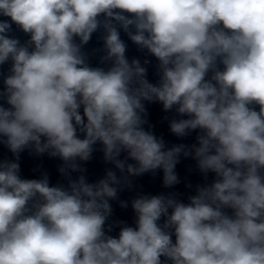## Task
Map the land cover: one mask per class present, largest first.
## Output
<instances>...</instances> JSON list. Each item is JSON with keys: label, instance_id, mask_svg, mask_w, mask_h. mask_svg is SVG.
I'll return each instance as SVG.
<instances>
[{"label": "clouds", "instance_id": "9594fccd", "mask_svg": "<svg viewBox=\"0 0 264 264\" xmlns=\"http://www.w3.org/2000/svg\"><path fill=\"white\" fill-rule=\"evenodd\" d=\"M0 16V144L15 157L0 160V264H264V0H0ZM121 30L158 61L156 83ZM97 32L93 67L83 49ZM145 102L187 117L170 131L198 130L197 143L166 148ZM97 144L115 170L72 179ZM25 149L58 157L67 187L21 178ZM181 156L213 182L188 203L138 195L135 227L110 235V201L157 170L179 184Z\"/></svg>", "mask_w": 264, "mask_h": 264}]
</instances>
